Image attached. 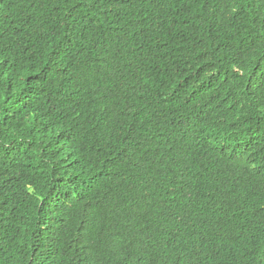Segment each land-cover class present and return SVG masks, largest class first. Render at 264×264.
Segmentation results:
<instances>
[{"label": "trees", "instance_id": "obj_1", "mask_svg": "<svg viewBox=\"0 0 264 264\" xmlns=\"http://www.w3.org/2000/svg\"><path fill=\"white\" fill-rule=\"evenodd\" d=\"M0 264H264V0H0Z\"/></svg>", "mask_w": 264, "mask_h": 264}]
</instances>
